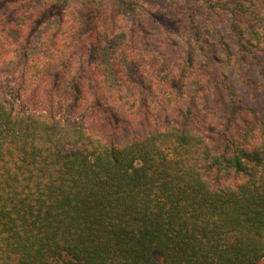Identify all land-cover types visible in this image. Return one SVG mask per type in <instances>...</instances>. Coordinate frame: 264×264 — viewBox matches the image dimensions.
I'll list each match as a JSON object with an SVG mask.
<instances>
[{
	"label": "trees",
	"instance_id": "trees-1",
	"mask_svg": "<svg viewBox=\"0 0 264 264\" xmlns=\"http://www.w3.org/2000/svg\"><path fill=\"white\" fill-rule=\"evenodd\" d=\"M0 264H264V0H0Z\"/></svg>",
	"mask_w": 264,
	"mask_h": 264
},
{
	"label": "rangeland",
	"instance_id": "rangeland-1",
	"mask_svg": "<svg viewBox=\"0 0 264 264\" xmlns=\"http://www.w3.org/2000/svg\"><path fill=\"white\" fill-rule=\"evenodd\" d=\"M151 1H154L159 6L163 5V3H164V0H160L159 2H157L156 0H151ZM95 58H96V45H92L91 48H90V54H89L88 63L92 62ZM125 129H126L125 134L126 135H130L131 131L129 129H127V128H125Z\"/></svg>",
	"mask_w": 264,
	"mask_h": 264
}]
</instances>
